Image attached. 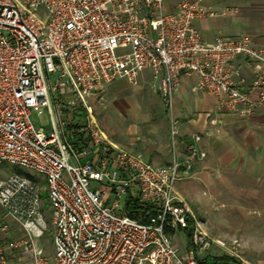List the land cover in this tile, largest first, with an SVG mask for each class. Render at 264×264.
I'll use <instances>...</instances> for the list:
<instances>
[{
    "label": "built area",
    "instance_id": "obj_1",
    "mask_svg": "<svg viewBox=\"0 0 264 264\" xmlns=\"http://www.w3.org/2000/svg\"><path fill=\"white\" fill-rule=\"evenodd\" d=\"M205 1L175 0L168 10V0H0V172L45 180L55 230L48 259L34 243L47 228L43 187L26 173L0 177V207L27 235L0 244V264H11L8 249L22 245L33 264H201L212 240L176 191L206 158L201 136L183 158L154 166L114 146L88 100H103L119 80L137 86L150 71L170 114L182 78L195 76L221 110L253 116L264 104V74L242 90L233 62L242 56L264 65V48L247 37L205 43L194 23L217 15ZM44 111L46 134L31 120ZM178 134L171 116L174 149ZM134 199L145 210L138 219L124 209ZM190 224L191 249L183 253L172 234Z\"/></svg>",
    "mask_w": 264,
    "mask_h": 264
},
{
    "label": "crops",
    "instance_id": "obj_2",
    "mask_svg": "<svg viewBox=\"0 0 264 264\" xmlns=\"http://www.w3.org/2000/svg\"><path fill=\"white\" fill-rule=\"evenodd\" d=\"M174 4L175 0H168V10H172ZM204 5L217 13L214 17L197 19L194 23L205 43H215L219 38L247 37L254 46L264 48V0H206ZM233 65L241 71L242 90H248L258 72L264 74V65L253 64L242 56L237 57ZM116 82L111 91L113 97L124 90ZM140 83L155 86L152 73H142ZM252 97L257 99L258 92H254ZM144 110V114H131L132 111L128 110V114L123 115L126 119L130 116L134 119V122L128 120L129 128L123 135H111L105 127H101L114 146L140 155L154 166L167 165L176 158H183L193 137L200 135V147L206 158L195 164L192 178L177 183L176 191L182 198L183 183L199 179L202 174L209 176L216 173L222 178L230 176L264 187V104L249 118L227 113L219 108L218 98L198 88L197 77L184 76L174 98L172 113L169 112V117L173 116L179 123L175 149L170 136V121L153 123L150 121V108ZM6 219L25 233L13 219L8 216ZM0 232L6 231L0 229ZM172 235L174 238L175 233ZM9 236L0 235V241L4 243ZM40 241V237L34 239L35 247L43 251ZM174 243L183 253L191 249L188 243ZM13 252L16 255L12 258L10 254ZM8 256L11 264H27L32 251L22 245L9 248ZM28 264H33V261Z\"/></svg>",
    "mask_w": 264,
    "mask_h": 264
},
{
    "label": "rangeland",
    "instance_id": "obj_3",
    "mask_svg": "<svg viewBox=\"0 0 264 264\" xmlns=\"http://www.w3.org/2000/svg\"><path fill=\"white\" fill-rule=\"evenodd\" d=\"M117 86L124 90L115 97L112 96L111 85L103 100H99L98 97L88 100V106L92 109L96 122L100 127H105L109 134L123 135L129 128L128 120L134 122L132 116L128 119L123 117L128 114V110L132 111L131 114L136 112L144 114V109L149 107L151 122L164 124L170 121L169 111L154 86H143L141 83L131 86L125 80L118 81ZM31 120L42 133H47L50 126L47 111L41 115L33 112ZM18 170L33 176L43 187L44 218L47 228L40 237V242L43 255L52 259L55 255L53 244L55 230L52 225V210L46 200L45 180L31 171ZM2 172L0 177L17 171L8 167ZM181 193L194 216L203 223L207 237L212 240L211 248L206 254L198 257L199 263L206 260L213 264H264V187L230 176L222 178L213 173L209 176L202 174L199 179L184 182ZM4 224L8 227L7 231L0 232V235L10 236L4 243L0 241V244L9 246L27 239L22 230L14 227L12 222L6 219L5 212L0 207V229ZM174 241L181 245L188 243L181 231L175 232ZM217 241L224 246L219 245ZM14 254V252L10 254V257L13 258ZM33 259L32 254L31 260ZM31 260L28 258L27 264Z\"/></svg>",
    "mask_w": 264,
    "mask_h": 264
},
{
    "label": "trees",
    "instance_id": "obj_4",
    "mask_svg": "<svg viewBox=\"0 0 264 264\" xmlns=\"http://www.w3.org/2000/svg\"><path fill=\"white\" fill-rule=\"evenodd\" d=\"M16 171L18 173H22L18 169H16ZM43 197H44V194H43ZM124 209L126 210L127 214L131 218H134V219L141 218L144 215V213H145V210L143 208H141V206L138 204L137 200H135V199L134 200H129L126 203V206H125ZM192 231H193V228H192L191 224L189 225V227L187 229H185L183 231V233L185 234V236L187 238V241H188V244H189L190 247H191ZM200 262L203 263V264H213V263L206 262V260H203V261H200Z\"/></svg>",
    "mask_w": 264,
    "mask_h": 264
}]
</instances>
